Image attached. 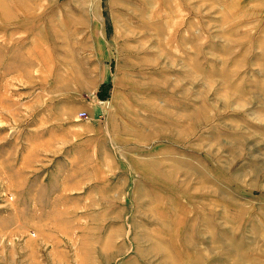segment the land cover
Returning <instances> with one entry per match:
<instances>
[{"label": "rangeland", "instance_id": "374dc122", "mask_svg": "<svg viewBox=\"0 0 264 264\" xmlns=\"http://www.w3.org/2000/svg\"><path fill=\"white\" fill-rule=\"evenodd\" d=\"M0 264H264V0H0Z\"/></svg>", "mask_w": 264, "mask_h": 264}, {"label": "built area", "instance_id": "2783aa9c", "mask_svg": "<svg viewBox=\"0 0 264 264\" xmlns=\"http://www.w3.org/2000/svg\"><path fill=\"white\" fill-rule=\"evenodd\" d=\"M81 116H84L85 118H86V116H85V114L83 113V112H81V114H80Z\"/></svg>", "mask_w": 264, "mask_h": 264}]
</instances>
